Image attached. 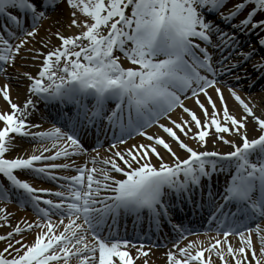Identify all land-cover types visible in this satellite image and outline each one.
Here are the masks:
<instances>
[{"label":"bare ground","instance_id":"obj_1","mask_svg":"<svg viewBox=\"0 0 264 264\" xmlns=\"http://www.w3.org/2000/svg\"><path fill=\"white\" fill-rule=\"evenodd\" d=\"M235 1L236 0H232V3ZM238 1L239 0L235 3ZM54 3L56 11L50 14H45V16L40 19L35 29L32 31L29 29V31H23L19 35L17 33L13 36V48L11 51L14 50L17 53L9 54L8 64L1 70L0 92L4 89L7 90L10 93L11 100L18 104L23 115H26L22 107L24 96L28 91L27 86L29 79L34 78L33 76L36 72L35 67L38 66L37 64L40 65L39 62L32 60L37 56L36 53L38 51L45 53L56 48L59 41L54 37L55 34H60L63 38L71 37L75 40L79 36V32L85 29V25L88 23L90 10L94 7H99L101 5V0H55ZM175 3L178 4V7L183 8L181 0H175ZM84 6L86 9H84ZM81 8L83 10V14L81 13ZM256 11L258 16L257 20H261L263 18L261 9L258 8ZM171 13L177 17L176 10L172 9ZM185 14L186 15L181 16L183 24H192L193 21L196 25H198L195 18L190 13L185 11ZM179 15H181V12ZM217 24L222 26L223 22H218ZM81 28L82 30H80ZM227 29H229L231 33H235L237 31V28L234 26V20L233 23L231 22V24L227 27ZM258 31L260 35L264 34V26L259 28ZM30 33L34 34L33 37H29ZM238 38L242 39V37ZM132 49L133 47L129 46V43H124V47L116 54L120 57L121 54L131 55ZM134 53L136 56H139L137 54V50H135ZM238 70L240 71L238 74H243L241 73L242 71H245L244 74H251L249 78L250 82L254 80L257 75L256 73H253L248 64ZM234 72L235 71H232L231 73ZM241 83L230 85V87L233 88V91L238 92V98L251 107L253 110L251 115L244 112L247 111L246 108L236 104L234 101H229L230 112L228 111L223 114L217 102L218 94L213 93L210 98H212L216 107V110L213 111L215 115L214 123L209 109L205 113H200L201 111L199 112L198 110L200 114L196 111L198 116L202 119V122L207 124V127L201 131L197 130L194 123L189 120V118L182 111L175 109L158 119V122L168 128L167 131H164L163 128L158 129L155 126H151L147 131H143L132 139L126 141L124 146L117 145L116 148L110 146L108 147L106 142L103 141L101 148L97 151L89 152L86 155L83 154L81 159H86L87 161L95 160V156L98 153L97 159L114 160V158L116 159L115 155L117 153L122 154V151H127L129 149H132L134 154L141 151V149L151 153L153 144L145 140L141 135L142 133H146L147 135L154 137H160V140L164 142H167V140H163V138L170 139L169 135L175 134L181 138V143L186 148L191 149L190 152L186 150L183 151L181 148L184 147L176 144L172 145V154L177 156L178 160L168 157L165 153H162L163 150L156 151V153L150 157L153 163L150 167L151 169L166 168L169 163L183 162L190 156L191 153L198 154L200 151L210 150L221 153H230L231 151L236 150L241 144L249 142L250 140L258 139L260 136H264V76L255 84L252 89L254 90L253 92H248V84L242 85ZM203 101L205 102V100ZM186 104L194 108L192 101H187ZM8 112L9 109L7 105L0 97V115L5 117ZM39 112L40 113H38V115H36L35 112L27 114L28 120L33 124H43V120L40 118L44 112L43 108H39ZM3 125L2 120H0V130ZM48 125L49 124H46L45 128H51L48 127ZM224 125L229 127L228 132L222 131V127ZM241 125H243V127H241ZM218 127L220 130H218ZM202 131H207L208 137L203 138L201 136ZM88 146H91V144H88L87 147ZM29 151H31L30 145L22 142L19 143V140L11 138L7 141L4 153L7 157H19L28 155ZM257 160H259V158L256 157V161ZM31 183L35 184L33 181H31ZM21 210L22 211H20V208L15 206L8 207L0 203V219L4 218L0 221V234L4 235L8 233V231L16 228L29 227L32 222H35L36 225L40 224V221L30 217L28 210ZM260 223L264 225V215ZM256 227H259V225H256ZM43 230L44 229L41 226L39 231H36L35 229L32 231L38 233ZM210 231V233H205L204 236L198 235V237L191 239L189 243L186 242L179 249L188 248L189 253L197 248L194 256L195 262L196 259L200 257L199 252H202V258L206 261V263L207 257H209L212 262L216 261L215 253L225 255L229 264H231L230 260L232 254H234L238 259V264H245L246 258L249 260L248 249L245 248V250H242L243 247H246L242 239L246 241L247 234H241V240H238L235 237H227L224 239L222 235L217 234L212 230ZM33 234L34 233L20 234L14 239L17 242L14 246L11 238L7 242L0 244V255L2 252L4 253V250L9 248L10 250L7 251L8 254L15 253L19 249L18 253H21L24 249L29 248L33 244ZM254 244L258 255L260 254L259 263L264 264V251L259 252V250L262 249V245H264V232H260V239H257ZM173 253V250L161 251L152 249L148 252L147 256L143 258L140 256V252L138 250L133 251L134 257L138 258V263L147 264H168L167 257H170ZM16 255L17 254L12 255V257L15 258ZM248 264H253V262L249 260Z\"/></svg>","mask_w":264,"mask_h":264}]
</instances>
